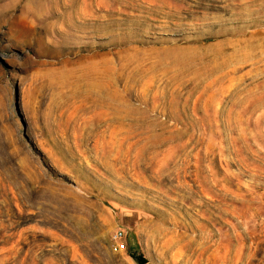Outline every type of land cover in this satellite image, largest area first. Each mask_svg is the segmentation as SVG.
<instances>
[{
  "label": "rangeland",
  "instance_id": "rangeland-1",
  "mask_svg": "<svg viewBox=\"0 0 264 264\" xmlns=\"http://www.w3.org/2000/svg\"><path fill=\"white\" fill-rule=\"evenodd\" d=\"M131 253L264 264V0H0V264Z\"/></svg>",
  "mask_w": 264,
  "mask_h": 264
},
{
  "label": "built area",
  "instance_id": "built-area-1",
  "mask_svg": "<svg viewBox=\"0 0 264 264\" xmlns=\"http://www.w3.org/2000/svg\"><path fill=\"white\" fill-rule=\"evenodd\" d=\"M125 234L122 229H117L111 234L110 248L113 252L125 250Z\"/></svg>",
  "mask_w": 264,
  "mask_h": 264
},
{
  "label": "trees",
  "instance_id": "trees-1",
  "mask_svg": "<svg viewBox=\"0 0 264 264\" xmlns=\"http://www.w3.org/2000/svg\"><path fill=\"white\" fill-rule=\"evenodd\" d=\"M130 256L137 262V264H144V259L139 255L130 254Z\"/></svg>",
  "mask_w": 264,
  "mask_h": 264
},
{
  "label": "water",
  "instance_id": "water-1",
  "mask_svg": "<svg viewBox=\"0 0 264 264\" xmlns=\"http://www.w3.org/2000/svg\"><path fill=\"white\" fill-rule=\"evenodd\" d=\"M145 264H150V263H145Z\"/></svg>",
  "mask_w": 264,
  "mask_h": 264
}]
</instances>
